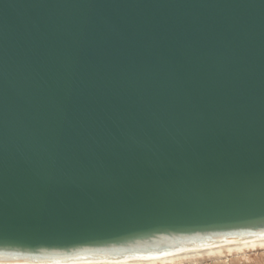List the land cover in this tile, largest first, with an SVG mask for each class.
Here are the masks:
<instances>
[{"label": "water", "instance_id": "water-1", "mask_svg": "<svg viewBox=\"0 0 264 264\" xmlns=\"http://www.w3.org/2000/svg\"><path fill=\"white\" fill-rule=\"evenodd\" d=\"M264 230V0H0V253Z\"/></svg>", "mask_w": 264, "mask_h": 264}, {"label": "bare ground", "instance_id": "bare-ground-1", "mask_svg": "<svg viewBox=\"0 0 264 264\" xmlns=\"http://www.w3.org/2000/svg\"><path fill=\"white\" fill-rule=\"evenodd\" d=\"M259 247L264 248V230L177 238L127 249L40 256L0 253V264H183L184 260H195L201 255L217 254L219 258L232 252L245 255L247 250Z\"/></svg>", "mask_w": 264, "mask_h": 264}, {"label": "rangeland", "instance_id": "rangeland-1", "mask_svg": "<svg viewBox=\"0 0 264 264\" xmlns=\"http://www.w3.org/2000/svg\"><path fill=\"white\" fill-rule=\"evenodd\" d=\"M218 256L217 254L201 255L196 257L195 260L186 259L183 264H264V248L261 247L247 250L245 255L232 252L227 257L221 255L219 258Z\"/></svg>", "mask_w": 264, "mask_h": 264}, {"label": "snow or ice", "instance_id": "snow-or-ice-1", "mask_svg": "<svg viewBox=\"0 0 264 264\" xmlns=\"http://www.w3.org/2000/svg\"><path fill=\"white\" fill-rule=\"evenodd\" d=\"M0 245H3L2 243H0Z\"/></svg>", "mask_w": 264, "mask_h": 264}]
</instances>
